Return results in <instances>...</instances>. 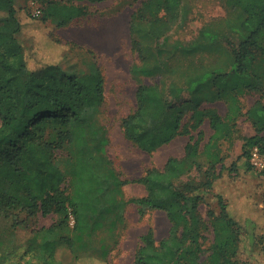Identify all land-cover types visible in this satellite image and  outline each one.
Returning a JSON list of instances; mask_svg holds the SVG:
<instances>
[{
	"label": "trees",
	"instance_id": "16d2710c",
	"mask_svg": "<svg viewBox=\"0 0 264 264\" xmlns=\"http://www.w3.org/2000/svg\"><path fill=\"white\" fill-rule=\"evenodd\" d=\"M37 1L43 4L40 19L17 8L15 0H0V12L5 13L0 16V264H58L59 246L76 249L78 238L96 229L91 214L103 198L109 203L117 201L120 206L124 203L121 195L125 181L113 167L100 171L102 165L92 153L88 137L87 127L106 98L99 63L93 61L88 70H67L63 65L67 48L58 60L53 61L51 53L44 49L47 61L42 62L43 56L35 52L37 58L31 62L17 38L18 33L39 20L49 28L44 33L46 46L62 45L52 36L55 28L86 14V9L58 0ZM135 1L139 6L131 15L132 44L142 56L141 42L135 37L136 21H147V33L158 40L174 30L183 0ZM225 2L236 14L227 34L239 37L238 42L226 45L230 68L224 70L225 66L214 57L213 64L204 62L203 72H198L203 80L197 84L191 80L189 87L197 88L198 93L204 88H213L211 94L217 89L233 92L231 112L224 117L213 107L177 106L153 82L137 88V107L121 120L125 136L150 153L180 135H190L183 156L169 157L163 168H151L139 180L147 190L146 195L133 199L139 212L164 210L172 225L161 240L156 239L152 228L142 236L135 264H208L202 260L203 236L197 229L202 203L211 206L209 214L215 232L209 264H243L236 255L253 257L264 249V232L257 231L261 212L257 211L256 219L236 216L223 191H214L225 170L235 175H240L241 169L251 177L264 175V169L256 168L251 161L255 146L264 152L261 101L247 111L257 133L247 138L243 153L229 168L223 165L217 170L223 161L217 151L218 142L232 134L233 119L242 111L237 94L261 87L256 63L260 57L264 62V0ZM200 35L211 38L217 34ZM188 108L192 112L185 121ZM206 120L213 133L203 143L201 126ZM192 129L199 130L198 134L194 135ZM193 171L201 174L200 181L195 177L182 180ZM215 202L220 206L218 211L213 207ZM51 214L58 216L55 223L38 226L41 216ZM76 260L77 264H108L107 259L91 252L77 254Z\"/></svg>",
	"mask_w": 264,
	"mask_h": 264
},
{
	"label": "rangeland",
	"instance_id": "374dc122",
	"mask_svg": "<svg viewBox=\"0 0 264 264\" xmlns=\"http://www.w3.org/2000/svg\"><path fill=\"white\" fill-rule=\"evenodd\" d=\"M58 1L81 5L87 12L69 24L55 28L52 36L59 39L62 45L53 43L50 47L46 46L47 38L44 33L49 28L39 20L18 33L17 38L31 62H34L37 56L45 55L43 51L46 49L51 53L53 61L60 59L62 53L67 50L68 54L63 65L70 71L88 70L95 60L99 63L105 78L106 98L100 112L87 127L89 142L92 153L99 158L102 165L100 171L103 172L106 166L113 167L119 178L125 181V185L121 195L123 205L120 206L117 201L109 203L103 198L98 208L91 214L92 220L96 222V229L79 237L76 249H71L68 245L59 246L56 258L58 264H77V254L91 252L107 259L108 264H135V255L142 244V236L152 228L156 239L161 240L168 235L172 225L164 210L148 209L145 214L139 212V205L133 199L147 193L145 185L139 180L149 169L163 168L169 157L183 156L190 135H180L171 143L150 153L140 149L125 136L121 120L136 109L137 88L153 82L158 83L167 97L177 106L200 104L202 107L216 108L222 116H227L231 112L229 108L233 104L231 98L233 92L217 89V93L211 94L213 88H204L206 92L200 90L198 93L197 88H190L189 85L191 80L196 84L203 80L198 72H203L204 62L209 61L213 64L214 57L217 58L218 64L225 66L224 70L229 69L230 54L226 50L228 48L226 45L229 42H238L239 37L225 32L213 35L211 38L200 35L199 30L209 18L200 16L199 10H195L190 17L188 9L182 5L174 30L158 40L151 39L147 33L149 29L147 21H136L135 37L140 40L143 50L140 56L132 44L130 27L131 15L139 6V2L135 0H103L95 3L87 0ZM41 4L42 2L37 0H15L17 8L26 9L35 18L39 16L34 15V10L37 6L41 7ZM198 5L199 2H196V6ZM3 14L5 13L0 12V16ZM234 16L236 17V14ZM261 43L264 46V37ZM63 44L68 45L64 48ZM45 58L42 57V62L47 61ZM256 64V72L261 77V87L237 94L238 105L242 111L233 119L235 127L232 134L218 142L217 151L223 160L217 166L218 171L223 165L229 168L243 153L247 138L257 133L252 121L247 117V111L256 102L264 103L262 57L258 58ZM191 112L188 108L185 121ZM201 128L204 131L202 142H208L213 133L209 121L206 120ZM198 131L192 129L194 135H197ZM191 177H195L197 181L202 179L198 171H193L185 175L182 180L188 181ZM70 178L68 177L67 181L69 186ZM215 190L223 191L236 216L250 215L256 219L257 211L261 212L262 222H258L257 231L264 232V175L251 177L245 174L244 169H241L240 175H235L225 170ZM213 207L217 211L220 208L216 202ZM210 208L207 203L201 204L200 221L197 224V229L203 236L202 260L208 264L215 238L209 214ZM57 218L56 214L41 216L38 226L49 227ZM71 225L73 226V218ZM235 258L243 264H264V249L260 252L256 251L253 257L243 253L240 256L236 255ZM30 260L39 261L36 258Z\"/></svg>",
	"mask_w": 264,
	"mask_h": 264
},
{
	"label": "crops",
	"instance_id": "0c3cea01",
	"mask_svg": "<svg viewBox=\"0 0 264 264\" xmlns=\"http://www.w3.org/2000/svg\"><path fill=\"white\" fill-rule=\"evenodd\" d=\"M196 2H199L201 8H199V5L196 6ZM182 5L186 6V9H188V16L190 17L195 10H199L200 16L209 18L199 30L200 33L211 32L213 34H220L223 32H231L229 26L234 21V15L233 10L231 7L227 6L225 0H183ZM208 13H210L209 16Z\"/></svg>",
	"mask_w": 264,
	"mask_h": 264
},
{
	"label": "built area",
	"instance_id": "2783aa9c",
	"mask_svg": "<svg viewBox=\"0 0 264 264\" xmlns=\"http://www.w3.org/2000/svg\"><path fill=\"white\" fill-rule=\"evenodd\" d=\"M42 14V8L37 6L34 10V15L40 16ZM251 161L253 165L258 169H264V152L259 146H255L252 149Z\"/></svg>",
	"mask_w": 264,
	"mask_h": 264
}]
</instances>
